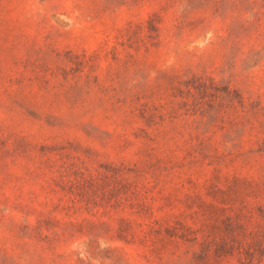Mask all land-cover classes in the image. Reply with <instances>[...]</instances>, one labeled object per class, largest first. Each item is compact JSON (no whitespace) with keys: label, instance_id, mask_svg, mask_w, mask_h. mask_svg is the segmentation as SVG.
<instances>
[{"label":"rangeland","instance_id":"1","mask_svg":"<svg viewBox=\"0 0 264 264\" xmlns=\"http://www.w3.org/2000/svg\"><path fill=\"white\" fill-rule=\"evenodd\" d=\"M0 264H264V0H0Z\"/></svg>","mask_w":264,"mask_h":264}]
</instances>
